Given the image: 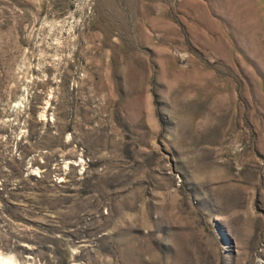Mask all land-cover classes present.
Listing matches in <instances>:
<instances>
[{
  "label": "rangeland",
  "instance_id": "rangeland-1",
  "mask_svg": "<svg viewBox=\"0 0 264 264\" xmlns=\"http://www.w3.org/2000/svg\"><path fill=\"white\" fill-rule=\"evenodd\" d=\"M0 256L264 264V0H0Z\"/></svg>",
  "mask_w": 264,
  "mask_h": 264
},
{
  "label": "bare ground",
  "instance_id": "bare-ground-1",
  "mask_svg": "<svg viewBox=\"0 0 264 264\" xmlns=\"http://www.w3.org/2000/svg\"><path fill=\"white\" fill-rule=\"evenodd\" d=\"M6 259H4L2 256H0V264L2 263H4V264H7V263H5L4 261H5ZM8 261V260H7ZM9 262V261H8Z\"/></svg>",
  "mask_w": 264,
  "mask_h": 264
}]
</instances>
